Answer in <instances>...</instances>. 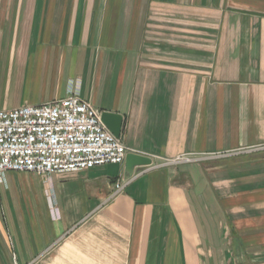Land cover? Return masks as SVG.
Masks as SVG:
<instances>
[{
	"label": "crops",
	"instance_id": "obj_1",
	"mask_svg": "<svg viewBox=\"0 0 264 264\" xmlns=\"http://www.w3.org/2000/svg\"><path fill=\"white\" fill-rule=\"evenodd\" d=\"M71 96L152 165L4 173L0 264H264V0H0V111Z\"/></svg>",
	"mask_w": 264,
	"mask_h": 264
},
{
	"label": "built area",
	"instance_id": "obj_2",
	"mask_svg": "<svg viewBox=\"0 0 264 264\" xmlns=\"http://www.w3.org/2000/svg\"><path fill=\"white\" fill-rule=\"evenodd\" d=\"M101 115L76 96L0 111V176L23 172L46 177L124 164L127 154L135 152L106 128ZM121 189L117 184L116 190Z\"/></svg>",
	"mask_w": 264,
	"mask_h": 264
},
{
	"label": "water",
	"instance_id": "obj_3",
	"mask_svg": "<svg viewBox=\"0 0 264 264\" xmlns=\"http://www.w3.org/2000/svg\"><path fill=\"white\" fill-rule=\"evenodd\" d=\"M101 120L106 128L117 138H121L124 124V117L120 114L103 112ZM152 165V159L149 156L129 153L126 156L125 166L127 171L131 172L135 167H147Z\"/></svg>",
	"mask_w": 264,
	"mask_h": 264
},
{
	"label": "rangeland",
	"instance_id": "obj_4",
	"mask_svg": "<svg viewBox=\"0 0 264 264\" xmlns=\"http://www.w3.org/2000/svg\"><path fill=\"white\" fill-rule=\"evenodd\" d=\"M194 163H198L196 161V158H193V160L191 162L178 163L177 165L182 166V165H189V164H194Z\"/></svg>",
	"mask_w": 264,
	"mask_h": 264
}]
</instances>
